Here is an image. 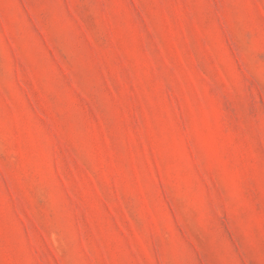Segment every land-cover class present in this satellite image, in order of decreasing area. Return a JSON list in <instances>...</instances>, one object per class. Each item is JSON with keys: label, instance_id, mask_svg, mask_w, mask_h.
<instances>
[{"label": "rangeland", "instance_id": "obj_1", "mask_svg": "<svg viewBox=\"0 0 264 264\" xmlns=\"http://www.w3.org/2000/svg\"><path fill=\"white\" fill-rule=\"evenodd\" d=\"M0 264H264V0H0Z\"/></svg>", "mask_w": 264, "mask_h": 264}]
</instances>
